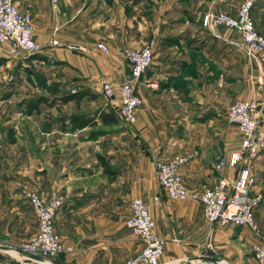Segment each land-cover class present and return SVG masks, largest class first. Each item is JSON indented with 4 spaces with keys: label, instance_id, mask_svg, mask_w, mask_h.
Returning <instances> with one entry per match:
<instances>
[{
    "label": "crops",
    "instance_id": "obj_1",
    "mask_svg": "<svg viewBox=\"0 0 264 264\" xmlns=\"http://www.w3.org/2000/svg\"><path fill=\"white\" fill-rule=\"evenodd\" d=\"M14 1L33 16L34 37L43 48L40 54L74 67L93 99L105 94L104 80L116 86L127 80L131 68L122 55L123 48L154 41L153 62L137 83L144 103L135 125L151 153L140 150L131 154L120 147L124 143L121 136L105 132L114 125L101 122L96 129L102 133L92 134L96 130L92 127L62 129L73 137L55 139L58 147L69 139L58 155V171L50 176L41 174L40 187L48 179L50 188L35 189L43 195L57 192L63 198L54 229L73 251L63 254V261L51 263L122 264L136 256L144 246L125 221L130 217L131 200L140 197L149 204L156 231L165 240L161 264H260L253 252L260 239L250 228L210 224L204 204L169 199L155 175L156 158L169 161L181 155L188 158L181 174L189 189L217 183L221 175L215 164L233 145L230 134L235 127L228 121L229 107L237 99L264 100L262 64L244 55L237 32L220 25L206 28L202 24L206 13L193 15L186 9L169 7L145 24L142 18L128 22L121 0H59L56 7L50 0ZM251 15L264 36V0L255 3ZM53 39L59 40V45H52ZM99 43L106 44L109 51H102ZM2 49L7 54L6 48ZM237 86L243 88L237 90ZM115 91V99L109 98L112 102L120 98L118 87ZM101 111L110 112L103 107L84 115ZM209 114L211 118L203 121ZM261 117L264 131V109ZM99 156L109 161L114 176L105 171ZM252 171L256 182L251 194L261 195L255 218L264 231V150L254 160ZM224 174L232 180L235 169L227 167ZM12 189L5 200L13 210L18 209L14 197L28 203L20 188ZM34 222L37 229L36 219ZM46 261L0 244V264Z\"/></svg>",
    "mask_w": 264,
    "mask_h": 264
},
{
    "label": "built area",
    "instance_id": "obj_2",
    "mask_svg": "<svg viewBox=\"0 0 264 264\" xmlns=\"http://www.w3.org/2000/svg\"><path fill=\"white\" fill-rule=\"evenodd\" d=\"M56 7L59 0H50ZM259 0H245L236 15L227 12H209L203 19L207 28L224 25L236 29L241 36L242 48L250 59H258L264 70V36L258 31L251 16L255 3ZM35 26L29 10H21L14 0H0V48L5 47L12 57L40 54L42 45L34 37ZM52 45H59V40L53 39ZM102 51H109L104 43H99ZM123 55L130 66V73L123 84H115L104 80L102 88L105 95L115 99V90L119 93V115L130 124L138 119L143 98L137 92V83L148 70L154 58V41L140 47H125ZM264 100H237L228 113V121L237 124L243 133L240 147L226 153L215 165L220 172L218 181L211 187L199 190L189 189L181 174V166L188 160L186 156L177 155L169 161H155L156 180L172 200H195L204 204V214L212 225L226 227L235 225L250 228L260 239L253 246L256 260L264 263V232L261 231L255 218V207L261 200V195H252L251 190L256 182L252 172L251 161L264 150V131L261 129V112ZM264 121V120H263ZM227 167L235 169L232 180L224 174ZM21 194L28 201L37 222V230L31 238L21 243L15 251L21 249L31 254L49 260L60 254L73 251V247L63 242L54 229V220L63 204V198L53 192L49 199L19 184ZM155 200L160 201L156 196ZM130 217L125 224L143 243L141 251L122 264H161V256L165 249V240L156 231L155 219L149 204L142 198H133L130 202Z\"/></svg>",
    "mask_w": 264,
    "mask_h": 264
},
{
    "label": "rangeland",
    "instance_id": "obj_3",
    "mask_svg": "<svg viewBox=\"0 0 264 264\" xmlns=\"http://www.w3.org/2000/svg\"><path fill=\"white\" fill-rule=\"evenodd\" d=\"M244 1L121 0L125 19L130 23H136V20L142 18V21H147L145 24L154 21L169 7L178 10L186 9L187 12L193 15H202L209 12H227L236 15ZM220 3H223V8L220 7ZM229 8L234 11H230ZM232 30L237 32L240 38L239 48L247 56L242 48L243 43L240 33L236 29ZM121 52L123 55V49ZM0 58H4L3 65L0 66V244L7 245L15 251L16 247L27 242L36 232L35 216L32 209L29 208V204L24 202L23 198L14 197L13 200H17L15 202L18 204V209L13 210L10 202L6 201L5 197L8 194L7 192L11 191V188H13L12 190L19 188V184L36 192L38 191L35 188H50V180L46 177V182H43L40 187L41 179H43L41 174L50 176L57 173V159H59L67 142L69 143V139L66 140L64 145L61 146L63 149H61L55 139L61 136L73 137L71 134H64L66 132L61 128L64 117L73 112L84 115L88 112L92 113L97 108L107 107L110 112H114L118 116L120 121L118 126L109 127L110 129L105 132L109 135L121 136L124 143H121L120 147L130 150L131 154L144 150L146 155L151 153V149H149L143 137L138 134L135 128L137 122L130 124L120 117L119 97L113 102L105 94V96H98L91 101L62 103L58 100L63 95L87 88L86 81L81 74L67 62L55 60L41 54L36 55V57L28 54L12 58L2 48H0ZM247 58L249 57L247 56ZM242 88L237 86V90ZM41 96L48 98L49 103L43 102L41 104L39 102ZM230 124L235 127L230 134L233 136L231 148L237 149L240 147L243 133L237 124L233 122H230ZM255 159L251 161V164ZM51 194L52 192L49 195H41L49 199ZM261 231L264 232L262 229ZM64 258L65 255L60 254L43 262V264L63 261Z\"/></svg>",
    "mask_w": 264,
    "mask_h": 264
},
{
    "label": "trees",
    "instance_id": "obj_4",
    "mask_svg": "<svg viewBox=\"0 0 264 264\" xmlns=\"http://www.w3.org/2000/svg\"><path fill=\"white\" fill-rule=\"evenodd\" d=\"M38 54L31 55L32 57H36ZM4 58H0V66L3 65ZM84 98L87 99H93L94 95L87 89H81L74 91L72 94H66L58 98L59 101L62 103H69L72 101H81ZM48 98L42 97L40 98L39 102L42 104L43 102H48ZM49 103V102H48ZM212 114L206 115L202 120L206 121L207 119H210ZM68 121V123H66ZM119 118L114 112H106L101 111L97 112L94 115H80V114H71L64 117L63 123L65 122L64 126H62V129L65 131H76L78 129H84L87 127H92L93 129H96V127H99V123L101 122L105 126L114 125L119 123ZM96 133H102L103 131L99 129H96L93 131L92 134ZM96 133V134H97ZM91 134V136H93ZM105 171L109 173V175H115L116 171L113 170L110 167L109 161L105 160L104 156H99Z\"/></svg>",
    "mask_w": 264,
    "mask_h": 264
},
{
    "label": "water",
    "instance_id": "obj_5",
    "mask_svg": "<svg viewBox=\"0 0 264 264\" xmlns=\"http://www.w3.org/2000/svg\"><path fill=\"white\" fill-rule=\"evenodd\" d=\"M18 251L21 253V254H24L25 256L29 257V258H33V259H37V260H40L42 257L39 256V255H36V254H31V253H28V252H25V251H21V249H18ZM210 259H215V258H210ZM186 264V263H185Z\"/></svg>",
    "mask_w": 264,
    "mask_h": 264
},
{
    "label": "bare ground",
    "instance_id": "obj_6",
    "mask_svg": "<svg viewBox=\"0 0 264 264\" xmlns=\"http://www.w3.org/2000/svg\"><path fill=\"white\" fill-rule=\"evenodd\" d=\"M46 264H50V263H46Z\"/></svg>",
    "mask_w": 264,
    "mask_h": 264
}]
</instances>
